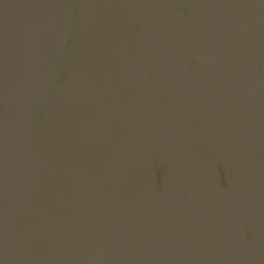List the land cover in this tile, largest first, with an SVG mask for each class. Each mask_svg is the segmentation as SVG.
<instances>
[{"label":"water","instance_id":"1","mask_svg":"<svg viewBox=\"0 0 264 264\" xmlns=\"http://www.w3.org/2000/svg\"><path fill=\"white\" fill-rule=\"evenodd\" d=\"M0 264H264V0H0Z\"/></svg>","mask_w":264,"mask_h":264}]
</instances>
